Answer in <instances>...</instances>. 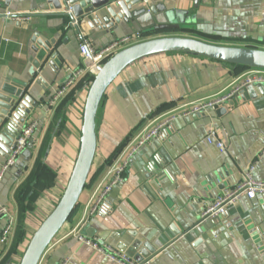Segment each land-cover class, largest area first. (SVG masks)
Here are the masks:
<instances>
[{"label": "crops", "instance_id": "0c3cea01", "mask_svg": "<svg viewBox=\"0 0 264 264\" xmlns=\"http://www.w3.org/2000/svg\"><path fill=\"white\" fill-rule=\"evenodd\" d=\"M51 1H0V96L8 97L2 87L22 86L36 108L19 130L37 124L28 149L0 181V207L13 220L7 243L0 242V264H18L72 170L89 73L56 104L49 102L67 69L83 67V42L100 48L140 34L139 42L179 36L264 50V0H151L149 5L164 6L179 28L149 35L124 22L112 33L86 23L73 28ZM37 41L50 44L48 60H41ZM246 72L184 53L151 56L126 68L100 104L96 155L78 206L39 264H113L76 235L141 264H264V196L242 197L225 215L194 227L206 207L243 180L250 165L254 179L264 182V85L246 86L224 104L184 116L230 93ZM168 116L175 119L136 152L102 210L80 222L109 160ZM209 129L223 151L206 142ZM5 161L0 156V169ZM44 169L52 172L51 180L40 176ZM6 221L0 218V233Z\"/></svg>", "mask_w": 264, "mask_h": 264}, {"label": "water", "instance_id": "95a60500", "mask_svg": "<svg viewBox=\"0 0 264 264\" xmlns=\"http://www.w3.org/2000/svg\"><path fill=\"white\" fill-rule=\"evenodd\" d=\"M51 3L60 11L61 17L70 20L73 28L86 23L91 29L112 33L116 26L124 22L136 27L143 35L179 28L178 23L170 21L172 14L164 6H146L142 0H52ZM69 8L71 13L67 12ZM37 43L44 51L41 60H48L50 44H41L39 41ZM171 53L190 54L235 68L243 67L247 71L264 70L263 49L220 46L191 37L168 36L134 43L91 71V82L82 110L79 148L69 178L55 206L34 230L18 264H39L78 206L92 172L97 150V114L107 90L133 63L151 56ZM35 65L39 67V64ZM2 92L8 97L0 96V156L7 160L19 138V126L24 125L36 104L29 96L24 95L23 87L17 83L12 88L2 87ZM223 111L219 109L217 112ZM28 146L29 144L26 149ZM106 168L107 164L105 170ZM207 222V219L201 218L194 227ZM199 230L203 233L204 228Z\"/></svg>", "mask_w": 264, "mask_h": 264}, {"label": "built area", "instance_id": "2783aa9c", "mask_svg": "<svg viewBox=\"0 0 264 264\" xmlns=\"http://www.w3.org/2000/svg\"><path fill=\"white\" fill-rule=\"evenodd\" d=\"M150 2L151 0H142V3L146 6H148ZM67 12L71 13L70 8ZM5 15L7 17H12L10 13H6ZM25 19L26 18H18V20ZM140 39V34H134L133 36H126L117 39L110 44L100 48H94L90 43L86 41L83 42L80 46V55L83 67L75 70L67 69L66 80L62 85H60L55 95L50 98L49 106L56 104V102L62 96H64L67 90L72 87L76 83V81L84 74L96 70L97 67L102 66L115 53L136 43L137 41L139 42ZM235 83L236 86L230 93L209 103L198 105L192 110L184 113V116L188 117L192 114H197L203 112L204 110L213 109L216 106L224 104L240 89L246 86L264 85V70H248L245 75H243L240 79H237ZM174 119V117L168 116L157 121L153 126L144 128V130H142L136 138H134L132 141L127 142L122 147V149L116 154L110 164L107 165L102 178L94 188L91 197L85 204L82 210V218L80 222H84L89 218H92L102 210L108 195L112 192L113 189L119 187L122 184L124 180V174L128 169L136 152L143 145L155 138L159 134V132L167 127ZM36 125V122H33L20 131L15 148L11 151L7 160L0 169V181L7 170H9L17 163V160L20 158L28 143L31 141ZM206 142L209 145H214L220 151L224 150L222 142L215 137L211 129H209L207 132ZM254 170L255 166L250 165L243 177V180L235 188L231 189L228 192H225L223 196L216 198L212 202V204L205 208L201 215L202 219L214 220L220 216L225 215L228 208L234 206L236 202L242 197L253 200L257 195L264 196V182H260L254 179ZM2 217H6L7 221L6 225L1 230L0 242L7 243L11 234L13 220L9 216L8 210L5 207H0V218ZM76 237L78 241L84 242L95 252L103 255L108 261L113 264H141L134 262L125 254L116 252L108 245L98 244L95 241L86 239L79 235H76Z\"/></svg>", "mask_w": 264, "mask_h": 264}, {"label": "trees", "instance_id": "16d2710c", "mask_svg": "<svg viewBox=\"0 0 264 264\" xmlns=\"http://www.w3.org/2000/svg\"><path fill=\"white\" fill-rule=\"evenodd\" d=\"M209 37H210V36H209ZM236 69L241 70V71H242V70H245L243 67H236ZM90 82H91V80H90ZM125 144H126V143H125ZM119 151H120V150H118V152H119ZM118 152H117V153H118ZM117 153H116V154H117ZM116 154H115V156H116ZM115 156H114V157H115ZM114 157H112V158L109 160V162L107 163V165L110 164V162L113 160ZM40 176L43 177L45 180H51L52 177H53V174H52V172H51L50 170L44 169ZM38 187H40V188L42 187V188H43L44 186H43L42 184H38ZM74 212H75V211H74ZM74 212H73V214H74ZM73 214H72V216H73ZM72 216H71V217H72Z\"/></svg>", "mask_w": 264, "mask_h": 264}]
</instances>
